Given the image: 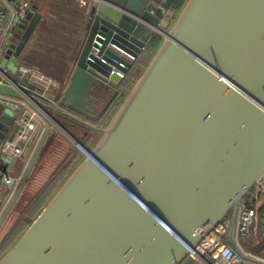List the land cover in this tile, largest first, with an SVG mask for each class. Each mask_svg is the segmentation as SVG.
Wrapping results in <instances>:
<instances>
[{
	"label": "water",
	"instance_id": "95a60500",
	"mask_svg": "<svg viewBox=\"0 0 264 264\" xmlns=\"http://www.w3.org/2000/svg\"><path fill=\"white\" fill-rule=\"evenodd\" d=\"M174 2L91 4L60 103L42 104L101 135L86 147L58 121L85 155L0 264H193L190 248L230 213L238 247L239 205L264 177V0H187L179 10ZM40 19L30 9L8 51L19 57ZM151 39L156 51L105 125L65 109L83 113L86 98L94 105L111 93L99 117L120 93L116 71H128V53L139 57ZM13 115L0 114V144ZM39 129L25 144L28 162L0 230L54 127L40 137ZM7 167L0 164V179Z\"/></svg>",
	"mask_w": 264,
	"mask_h": 264
},
{
	"label": "built area",
	"instance_id": "2783aa9c",
	"mask_svg": "<svg viewBox=\"0 0 264 264\" xmlns=\"http://www.w3.org/2000/svg\"><path fill=\"white\" fill-rule=\"evenodd\" d=\"M91 0H79L81 6H88ZM32 0H0V104L4 109L13 112V125L18 126L16 131L1 142L0 153L11 157H19L24 152L25 144L32 133L39 126V137L49 126H58L55 113L45 104L59 105V92L62 83L55 77L39 68L26 64H19L18 70L13 73L8 67H2V56L7 55L10 43L18 28L24 23ZM119 47V46H117ZM120 48V47H119ZM145 47L142 48L144 50ZM125 51L124 49L120 48ZM135 61L138 57L128 53ZM115 61H118L115 59ZM126 67L125 62H120ZM115 70L112 71L114 73ZM121 81L127 71H116ZM42 102H44L42 104ZM22 175L13 176L9 172L0 179V187H8L11 194L20 185ZM264 195V177L260 179L243 197L238 210L236 225V241L238 247L229 241V230L232 216L224 219L213 229L208 230L203 239L190 248L188 256L193 264H264V254L247 247L257 216L258 202Z\"/></svg>",
	"mask_w": 264,
	"mask_h": 264
},
{
	"label": "trees",
	"instance_id": "16d2710c",
	"mask_svg": "<svg viewBox=\"0 0 264 264\" xmlns=\"http://www.w3.org/2000/svg\"><path fill=\"white\" fill-rule=\"evenodd\" d=\"M53 1H54V4L52 6L60 10L58 12L59 18H54V17L51 18L48 14H44L42 16V14L40 13L41 19L39 20L38 24H41V32L43 33L46 32L47 35L55 31L56 33L54 35L52 34V38L53 40H61L62 45L61 44L55 45V44L50 43L49 47H51V49H56V50L55 51L51 50L49 52H46L48 53V57L43 56L41 57V61H40L39 57L31 58V57L26 56L25 59L21 60L20 64H26V65L33 66L36 68L39 67V69L46 72L47 74L51 76H56V74L59 75L62 73L64 69L63 64L62 65L59 64L57 67L55 66L52 67L50 65L47 66L45 62L47 61H50L51 63L59 62L58 59L63 61L64 55H68L66 60H69V56L72 54L71 52L72 45H74V43L73 42L69 43L68 47H66L65 39L68 38L69 29L73 28L75 30L74 27L79 28L80 24L82 28L83 24L80 19H81V15L83 14V12L81 11V8H79L78 0H53ZM186 1L187 0H175L173 7L179 10L183 7ZM32 5H33V1L31 4V9H32ZM64 13L65 15H63ZM67 14H68V19L64 18V16H67ZM54 20L57 21L58 26L55 24V22H53ZM34 32L35 30L33 31V33ZM15 34H19L21 36L23 32L21 33V31L19 30L18 32H15ZM30 39L27 42V44L30 42ZM157 45H158L157 39H151L146 44L141 55L132 63L131 67L127 71L125 78L120 82L118 86L120 93L117 95V97L112 102V104L109 106V108L105 110L99 117L91 118V121H90L91 123L98 125V126H103L108 122L112 114L115 112L117 107L122 102L125 95L132 88L135 81L142 73L145 67V63L149 61ZM53 64H57V63H53ZM94 137L96 138V134L95 136L93 135L90 137L88 135L81 136V137L76 136V138L80 141V143L86 147H90V144L93 142L90 139ZM80 157H81V154L79 153V151L72 148L71 155L69 157V160L66 166L68 169H66V171L70 170L71 167H73L72 164L74 165L75 162L80 159ZM63 180L64 179L61 176V178L57 180L55 183L46 185L45 190L40 191L35 196V198L32 200V202L22 211L21 215L19 216V219H17L14 226L9 230V232L0 241V258L16 243L19 237L24 233V231L29 227V225L33 222V220L38 216V214L41 212L44 206L49 202L54 192L61 185ZM258 211L259 213H262L264 216V206L259 208ZM231 216H232V213L229 214V217ZM246 245L247 247H249L248 242Z\"/></svg>",
	"mask_w": 264,
	"mask_h": 264
},
{
	"label": "crops",
	"instance_id": "0c3cea01",
	"mask_svg": "<svg viewBox=\"0 0 264 264\" xmlns=\"http://www.w3.org/2000/svg\"><path fill=\"white\" fill-rule=\"evenodd\" d=\"M32 1H33L32 9L34 8V10L36 12L41 13L42 16L44 14H48L51 18L52 17L59 18L58 12L60 10L55 8L54 6H52L54 4L53 0H32ZM93 2H94V0H91L88 6H81L80 3L78 2L79 8H81V11L83 12V14L81 15V19H80L83 25H82V28H81V24H80L79 28L74 27L75 30L73 29L72 35H71L70 30H68V38L65 39V41H66L65 46L68 47L69 43H72V42L74 43V45H72V49H71L72 54L70 53L71 55L69 56V60H66L68 55H64L63 61L58 59L59 62H53V63H57V64H53L50 61L45 62V64L47 66L50 65L52 67L53 66L57 67L59 64H61V65L63 64L64 69H63L62 73L59 75L56 74V76H53V77L57 78L62 83V89L59 92V96L64 94V92H65V90H66V88L70 82L71 71L75 65L77 53L79 51L80 45L82 44L84 37L86 36V31H87L86 25L88 23L89 16H90L89 7L91 6V4ZM63 15H65V13ZM53 22H55V24L58 26L57 21L54 20ZM55 33L56 32L53 31V33L47 35L46 32H44V33L41 32V24H38L37 28L35 29V32L33 33L32 37L30 39V42L25 45V47L23 48V50L20 54L19 64H20L22 59H25L26 56L31 57V58H35V57H38L39 54L41 53V57H43V56H45L46 52H49L51 50L55 51L56 49H51V47H49L50 43L55 44V45H58V44L62 45L61 40H53L52 34L54 35ZM69 35H70V37H69ZM156 48H155V51H156ZM147 63H148V61L145 63V67H146ZM55 115L57 116V114H55ZM57 118H58V116H57ZM13 129H14V126H10V130L7 132L6 136L8 134H10V132ZM67 129L69 131H71L69 128H67ZM70 141L72 143H74L72 141L71 137L67 133H65L60 128L54 127L53 132L51 133V135L48 139V142L45 146V149L43 150V153L46 150V148L50 149V147H51V149L52 148H54L55 150L59 149L61 152L67 151L66 155H65V158H66L67 155L68 156L71 155V151H72V147H73L71 145ZM43 153H42V156H43ZM54 154H55L54 152L51 153L50 157L55 156ZM42 156H41V158H42ZM41 158H40L39 162H41ZM27 162H28V160L22 158L21 156L14 158V157H11L8 155H3L0 153V164H4L6 166L8 165L7 171L9 172V174H11L13 176L22 175L24 172V169L27 165ZM26 189L27 190H25V192L23 193L18 204L20 203V201H22L23 197L25 195H27L28 188H26ZM10 196H11V190L8 187H0V213H1L2 209L4 208V205L6 204V202L8 201ZM263 206H264V195L261 197V199L258 202L255 225L253 228L251 238L248 241L249 248L251 250H253L254 252L258 253L259 255L264 254V240H263L264 239V237H263L264 236V216L262 213H259V211H258L259 208H261ZM10 217H12V216H10ZM10 217L6 220L2 229L0 230V241L2 240L1 232L3 229H5V227L8 226L9 219H11ZM197 264H204V263L199 262Z\"/></svg>",
	"mask_w": 264,
	"mask_h": 264
},
{
	"label": "rangeland",
	"instance_id": "374dc122",
	"mask_svg": "<svg viewBox=\"0 0 264 264\" xmlns=\"http://www.w3.org/2000/svg\"><path fill=\"white\" fill-rule=\"evenodd\" d=\"M78 2H79V0H78ZM64 17L66 19H68V15L64 16ZM22 30H23L22 32L26 31V29H22ZM69 30H70L71 35H72L73 28L69 29ZM18 31L19 30H16V32H18ZM69 37H70V35H69ZM12 44H13V42H12ZM9 50L10 51L12 50V46L9 47ZM10 51L7 52L6 56H2V58H1L2 59V64L1 65H2L3 68L8 67L13 73H15L18 70L19 57L14 56V54L11 53ZM38 57H39V60L41 61V53L39 54ZM45 57H48V53L45 54ZM3 109H4L3 105L0 104V114L2 113ZM55 118H56L57 121L61 122V124L63 126H65L66 128H69L71 130L70 133L71 134L74 133L73 136L76 135V136H80L81 137V136L88 135L90 137V136H93V135L95 136V134H96V138L94 137L95 139L94 138L90 139L91 141H93L90 144V147L95 144V142L98 140V138L101 135L100 132H96L93 129L85 126L84 124L81 126V124L79 123L80 125H78L77 122L76 123L72 122L70 119H68L66 117H63L62 115H58V118L55 115ZM2 126H4V124L0 120V128ZM54 127L55 128H59V126H54ZM0 135H1V133H0ZM71 145L73 146L72 148H74V149L79 151V153L81 154V157H80L79 160H77L75 162L74 165L72 164L73 167H71V169L68 170V171H66V169H68L66 166H67V163H68V160H69L70 156L67 155V157L65 158V155H66L67 151L61 152L59 149L55 150L54 148L51 149V147H50V149L46 148V150L44 151L43 156L41 158V162H39L37 170L35 171L32 179H31V182L27 186V188H28L27 195H25L23 197L22 201H20V203L17 204L16 210L11 215L12 216V217H10L11 219H9L8 226L5 227V229H3L2 232H1V238L2 239L9 232V230L14 226V224L17 221V219H19V216L21 215L22 211L32 202V200L35 198V196L40 191L45 190L46 185H49L51 183H55L57 180H59L61 178V176L64 179L63 182L61 183V185H62L64 183V181L67 179V177L72 173L74 168L78 165V163L83 159V157L85 155L83 150L79 146H77L75 144V142L74 143L71 142ZM53 152L55 153L54 154L55 156L50 157V154L53 153ZM60 186L58 187V189L60 188ZM56 191L54 192V194L56 193ZM53 195H52V197H53ZM51 198H50V200H51Z\"/></svg>",
	"mask_w": 264,
	"mask_h": 264
},
{
	"label": "flooded vegetation",
	"instance_id": "af4514ba",
	"mask_svg": "<svg viewBox=\"0 0 264 264\" xmlns=\"http://www.w3.org/2000/svg\"><path fill=\"white\" fill-rule=\"evenodd\" d=\"M98 96V100L95 101V104L93 105L92 103V99L91 98H86V104L89 106V109H84L85 112L80 113L77 112L73 109V106H70L69 108H65L66 110L70 111L71 113H73L75 116H77L80 120L83 121H87L90 122L91 118H94L95 115L97 113H99L103 106L106 105L108 103V101L110 100V97L112 96L111 93H108L106 96ZM81 126L83 125L82 123H80ZM78 123V125H80Z\"/></svg>",
	"mask_w": 264,
	"mask_h": 264
}]
</instances>
